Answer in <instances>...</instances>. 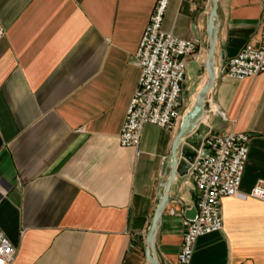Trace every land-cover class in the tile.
I'll use <instances>...</instances> for the list:
<instances>
[{
    "label": "crops",
    "instance_id": "obj_1",
    "mask_svg": "<svg viewBox=\"0 0 264 264\" xmlns=\"http://www.w3.org/2000/svg\"><path fill=\"white\" fill-rule=\"evenodd\" d=\"M157 0H0V230L12 264H147L146 235L183 116L207 79L209 0H169L161 31L197 40L186 57L172 130L146 125L139 146L118 134L139 80L132 58ZM213 84L203 123L248 135L239 191L264 182V73L232 80L224 63L260 41L257 0H216ZM189 103V106H188ZM188 176L167 192L153 241L176 264ZM170 211L174 214L171 215ZM222 228L198 238L190 264H264V203L224 198Z\"/></svg>",
    "mask_w": 264,
    "mask_h": 264
},
{
    "label": "built area",
    "instance_id": "obj_2",
    "mask_svg": "<svg viewBox=\"0 0 264 264\" xmlns=\"http://www.w3.org/2000/svg\"><path fill=\"white\" fill-rule=\"evenodd\" d=\"M169 0H157L141 35L132 62L139 69V80L129 102L118 143L123 148H137L144 126L172 130L183 104L186 57L194 54L197 40L183 41L161 31ZM260 7V41L257 46H245L227 60L222 73L241 81L264 73V0ZM249 137L243 133L206 134L201 148L203 158H197L187 172L197 193L195 216L183 219L182 243L176 264H190L198 238L216 233L222 228L221 201L224 198L254 199L264 203V182L258 181L244 194L239 191L248 156ZM6 195L0 180V201ZM170 214L174 213L170 211ZM15 251L0 230V264H12Z\"/></svg>",
    "mask_w": 264,
    "mask_h": 264
},
{
    "label": "water",
    "instance_id": "obj_3",
    "mask_svg": "<svg viewBox=\"0 0 264 264\" xmlns=\"http://www.w3.org/2000/svg\"><path fill=\"white\" fill-rule=\"evenodd\" d=\"M209 1L210 11L207 21L208 51L204 65L207 79L200 91L197 93L194 104L183 116L181 125L171 147L170 161L168 163V179L163 186V191L159 196L157 205L153 211L150 227L146 235L145 258L147 264H157L154 258L153 241L160 216L167 206V192L170 184L175 179V176L180 178L187 176L190 165L198 157H204V151L201 148V145L204 137L209 132V127L203 123V118L207 110V93L213 84L215 76L213 68V51L215 44V21L217 18L216 0ZM194 216V208L184 213V218L187 220L193 219Z\"/></svg>",
    "mask_w": 264,
    "mask_h": 264
},
{
    "label": "rangeland",
    "instance_id": "obj_4",
    "mask_svg": "<svg viewBox=\"0 0 264 264\" xmlns=\"http://www.w3.org/2000/svg\"><path fill=\"white\" fill-rule=\"evenodd\" d=\"M188 106H189V103H188Z\"/></svg>",
    "mask_w": 264,
    "mask_h": 264
}]
</instances>
